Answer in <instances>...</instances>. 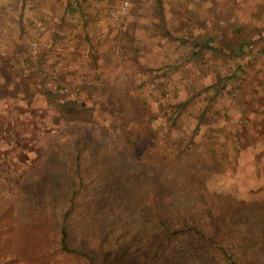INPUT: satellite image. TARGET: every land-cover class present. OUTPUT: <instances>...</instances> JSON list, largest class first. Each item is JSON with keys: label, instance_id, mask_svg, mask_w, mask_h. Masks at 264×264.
<instances>
[{"label": "rangeland", "instance_id": "obj_1", "mask_svg": "<svg viewBox=\"0 0 264 264\" xmlns=\"http://www.w3.org/2000/svg\"><path fill=\"white\" fill-rule=\"evenodd\" d=\"M125 1L0 0V213L12 264H46L22 251L27 205L77 145L128 154L117 123L133 102L148 107L160 150L195 134L223 170L214 186L264 197V0ZM74 228L84 237V219Z\"/></svg>", "mask_w": 264, "mask_h": 264}, {"label": "trees", "instance_id": "obj_2", "mask_svg": "<svg viewBox=\"0 0 264 264\" xmlns=\"http://www.w3.org/2000/svg\"><path fill=\"white\" fill-rule=\"evenodd\" d=\"M159 10L165 22L160 1ZM245 43L236 44L237 50ZM131 109L117 123L128 154L77 145L69 162L61 163L56 174L61 179L43 192L36 188H41L36 199L27 205L26 259L31 255L28 261L46 264H264L261 190L242 197L226 185L214 186V174L223 170L212 166V153L196 151L195 134L171 136L168 149L160 150L157 143L163 138L148 107L133 102ZM181 111L175 110V127ZM4 215L0 264H12ZM83 219L84 237H79L74 226Z\"/></svg>", "mask_w": 264, "mask_h": 264}, {"label": "built area", "instance_id": "obj_3", "mask_svg": "<svg viewBox=\"0 0 264 264\" xmlns=\"http://www.w3.org/2000/svg\"><path fill=\"white\" fill-rule=\"evenodd\" d=\"M128 3H129V1H128V0H126V1H125V4H124V8H126V7H127Z\"/></svg>", "mask_w": 264, "mask_h": 264}, {"label": "crops", "instance_id": "obj_4", "mask_svg": "<svg viewBox=\"0 0 264 264\" xmlns=\"http://www.w3.org/2000/svg\"><path fill=\"white\" fill-rule=\"evenodd\" d=\"M44 5L43 4H40L38 7L40 8V7H43Z\"/></svg>", "mask_w": 264, "mask_h": 264}]
</instances>
